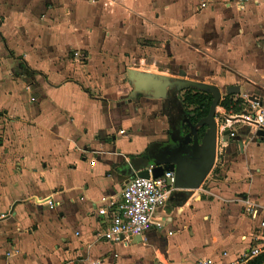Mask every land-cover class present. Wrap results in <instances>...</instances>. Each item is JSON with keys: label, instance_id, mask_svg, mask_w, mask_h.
Returning a JSON list of instances; mask_svg holds the SVG:
<instances>
[{"label": "crops", "instance_id": "crops-1", "mask_svg": "<svg viewBox=\"0 0 264 264\" xmlns=\"http://www.w3.org/2000/svg\"><path fill=\"white\" fill-rule=\"evenodd\" d=\"M195 86L218 100L193 186L182 159L202 162L209 133L189 119ZM252 102L264 105V0H0V264H247L243 205L264 204ZM157 165L177 182L152 228L106 241L96 209Z\"/></svg>", "mask_w": 264, "mask_h": 264}, {"label": "built area", "instance_id": "built-area-1", "mask_svg": "<svg viewBox=\"0 0 264 264\" xmlns=\"http://www.w3.org/2000/svg\"><path fill=\"white\" fill-rule=\"evenodd\" d=\"M251 1L253 0H235V4L243 6ZM71 55L79 63H83L88 57L87 53L78 49L71 51ZM251 105L254 111L252 115L246 116L247 124L255 130L264 131V105H259L258 102H252ZM220 145L222 148V142ZM152 169L153 166H148L145 169L149 174L148 177L135 175L124 181L118 198L104 202L96 209L97 215L101 216L105 223L101 236L106 241L127 244L132 237L143 235L154 225L153 218L156 211L166 203L174 189L175 172L168 169L162 175L153 177ZM45 204L49 209L56 206L53 198H47ZM243 211L256 221L252 238L253 244L243 255L245 261L264 253V204L246 200ZM4 216L3 213L0 214V218ZM155 226L159 229L162 228L158 223ZM210 263V260H206L200 264ZM230 264H237V261Z\"/></svg>", "mask_w": 264, "mask_h": 264}, {"label": "trees", "instance_id": "trees-1", "mask_svg": "<svg viewBox=\"0 0 264 264\" xmlns=\"http://www.w3.org/2000/svg\"><path fill=\"white\" fill-rule=\"evenodd\" d=\"M200 88L204 89L205 91H189L184 97L185 103L188 106H193V109L191 111L193 113L191 117V123L194 125L198 122L200 125H205L204 118L207 115L210 106L212 105V103L217 102L218 100L216 92H213V88H207L205 86H200ZM221 105L225 106V102H221ZM200 135H202V132L200 133ZM186 168L188 175L187 180H191L190 183L195 186L200 181L201 175L196 170L190 167L186 166ZM247 264H264V253L251 258L247 262Z\"/></svg>", "mask_w": 264, "mask_h": 264}, {"label": "water", "instance_id": "water-1", "mask_svg": "<svg viewBox=\"0 0 264 264\" xmlns=\"http://www.w3.org/2000/svg\"><path fill=\"white\" fill-rule=\"evenodd\" d=\"M233 89H234V92H235L236 88H234V87H231L228 91H232ZM215 107H216V102L212 103V105L209 108L208 114L204 118V124L207 125V127L209 129V133L207 134V136L204 139V141H206L207 144H208V148L205 151V156H204L203 161L201 162L199 160L189 159L188 157H183V159H182V161H184V163L186 164L187 167H190V168H192L194 170H195V168H193V167H201L202 164L204 165V168L208 169L209 168V163L213 159V156H214V141H215V134H216V125L213 122V115H214ZM220 121L223 122V118H221ZM230 134L237 135V131H232L230 129H226L225 128L224 131H223V135L227 136V135H230ZM254 135L256 137H260V138L263 139L264 138V131L256 130L254 132ZM168 169L174 170L173 167H169ZM163 172H164V169H163L162 165H157V166L153 167V169L151 171V175L153 177H158V176L162 175ZM197 172L200 173V175L202 176V174H203L202 172H200V171H197ZM176 175H177V173L175 172V184L177 182L176 181V179H177ZM138 176L148 177L149 174H148V172L146 170H144V171H140L138 173Z\"/></svg>", "mask_w": 264, "mask_h": 264}, {"label": "rangeland", "instance_id": "rangeland-1", "mask_svg": "<svg viewBox=\"0 0 264 264\" xmlns=\"http://www.w3.org/2000/svg\"><path fill=\"white\" fill-rule=\"evenodd\" d=\"M70 55H71V54H70ZM190 86L193 87V85H188V84H186L185 86H183V88H184V89H185V88L188 89ZM194 88H195V91H200V92H204V91H205L204 89H202V88H200V87H197V86H195ZM191 89L193 90V88H191ZM191 111H192V110H190V111H189V114H188V115H189V119H191L192 114H193ZM203 127H204V128H203ZM199 128H201V129L203 128L202 131H203V132L205 131V126H200ZM199 128H198V129H199Z\"/></svg>", "mask_w": 264, "mask_h": 264}]
</instances>
